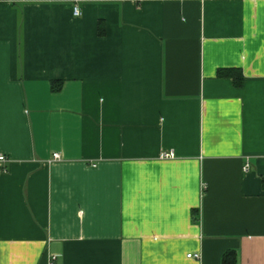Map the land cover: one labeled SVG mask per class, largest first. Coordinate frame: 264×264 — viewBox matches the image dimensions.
Instances as JSON below:
<instances>
[{
  "label": "crops",
  "instance_id": "1",
  "mask_svg": "<svg viewBox=\"0 0 264 264\" xmlns=\"http://www.w3.org/2000/svg\"><path fill=\"white\" fill-rule=\"evenodd\" d=\"M77 5L0 0V264H264V0Z\"/></svg>",
  "mask_w": 264,
  "mask_h": 264
},
{
  "label": "built area",
  "instance_id": "2",
  "mask_svg": "<svg viewBox=\"0 0 264 264\" xmlns=\"http://www.w3.org/2000/svg\"><path fill=\"white\" fill-rule=\"evenodd\" d=\"M80 1H83V0H71V13L73 16H78L79 15V8H78V5L77 3L80 2ZM162 157H171L172 156V153H163L161 154ZM51 158L53 160L55 159H58V154L57 153H53ZM4 160V156L0 154V161H3ZM242 171H246L248 169V164L245 162L243 164V166L241 167ZM186 257H192V258H198V254L196 253H187L185 255Z\"/></svg>",
  "mask_w": 264,
  "mask_h": 264
},
{
  "label": "trees",
  "instance_id": "3",
  "mask_svg": "<svg viewBox=\"0 0 264 264\" xmlns=\"http://www.w3.org/2000/svg\"><path fill=\"white\" fill-rule=\"evenodd\" d=\"M220 73H224L226 76H229L232 80H233V83L235 85H240L241 83V74L240 72H238V70L236 69H233V68H230V69H227L225 71H218L217 74H220ZM261 187L262 189H264V177L261 178ZM230 253H226L224 256L227 257L229 256V259L228 260H223V264H231L233 258L230 260V257L232 256L231 254L229 255ZM225 259V258H223ZM229 261V262H228Z\"/></svg>",
  "mask_w": 264,
  "mask_h": 264
}]
</instances>
